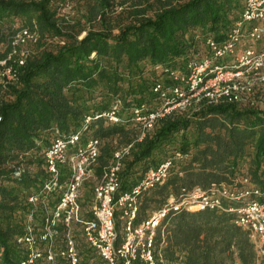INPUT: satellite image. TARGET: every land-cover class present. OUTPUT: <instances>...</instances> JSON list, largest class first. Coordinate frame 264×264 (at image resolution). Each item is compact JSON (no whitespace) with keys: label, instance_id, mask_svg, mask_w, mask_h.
<instances>
[{"label":"trees","instance_id":"obj_1","mask_svg":"<svg viewBox=\"0 0 264 264\" xmlns=\"http://www.w3.org/2000/svg\"><path fill=\"white\" fill-rule=\"evenodd\" d=\"M243 6L244 0H0V59L12 54L16 70L13 80L0 81V264H19L27 255L17 239L29 224L37 233L43 225L44 205L29 198L50 180L45 152L78 131L69 155L92 138L100 142L93 178L84 184L102 180L115 152L130 147L117 196L130 191L150 167L173 160L167 181L142 194L137 223L170 196L197 188H257L264 199V83L233 102L201 99L175 108L142 138L134 121L138 106L162 107L155 85H173L170 70L188 74L189 62L208 52L207 38L223 39ZM23 29L35 38L17 46ZM115 104L119 121L104 115ZM61 172L64 181L69 165ZM89 188L91 195L80 199V219L72 223L79 264H106L84 236L83 222L93 219L88 205L94 185ZM59 197L53 194L48 206ZM246 201L228 205L241 207ZM235 219L225 209L172 212L157 229L159 264H264ZM65 230L60 224L55 250L65 247ZM44 255L32 264H48ZM57 261L70 264L64 257Z\"/></svg>","mask_w":264,"mask_h":264},{"label":"built area","instance_id":"obj_2","mask_svg":"<svg viewBox=\"0 0 264 264\" xmlns=\"http://www.w3.org/2000/svg\"><path fill=\"white\" fill-rule=\"evenodd\" d=\"M35 38L27 29H23L14 44L20 46L28 39ZM264 41V0H244L239 19L228 34L220 40L208 37V52L199 60H191L189 73L179 74L170 70L173 85L157 83L155 92L164 98L159 109H150L142 104L134 111V121L142 127L140 138L146 130L153 127L155 121L170 113L175 108L189 106L195 100L206 99L209 103L222 101L233 102L239 94L252 91L258 84L264 83V48L259 43ZM25 52H21L20 64L24 63ZM12 62V63H11ZM12 54L0 59V81L13 80L16 70ZM118 105L110 112H105L111 120L119 121ZM1 119V116H0ZM81 131L57 139L45 152V161L50 180L44 183L38 195L29 201L41 202L45 207V217L40 231L33 230L31 224L17 239L27 249V255L19 264H32L44 258L48 264H60L58 257L68 259L70 264H79L80 253L73 235L72 223L80 219V190L84 182L92 176V166L100 153L99 140L92 138L75 154L69 155L70 145H76ZM129 146L117 150L114 160L104 171L102 180L94 190L91 206L93 219L83 222L86 241L103 258L106 264H159L155 253L157 229L172 212L182 210H227L236 214L235 222L249 232V236L259 256H264V199L257 188L237 191L235 187L222 184L205 190H196L181 194L180 198L170 196L166 203L154 209L150 215L137 223L142 194L164 184L169 175L173 160L168 159L158 166L145 171L140 181L127 192L117 196L120 187V169L123 157L129 153ZM68 164L70 173L61 179L62 165ZM59 200L54 206H48V200L55 194ZM246 199L241 207L229 206L228 201ZM117 211L123 220L122 242L119 241ZM66 227V244L55 250L54 243L58 227ZM46 245L45 249L39 247ZM160 261H163L160 259Z\"/></svg>","mask_w":264,"mask_h":264},{"label":"rangeland","instance_id":"obj_3","mask_svg":"<svg viewBox=\"0 0 264 264\" xmlns=\"http://www.w3.org/2000/svg\"><path fill=\"white\" fill-rule=\"evenodd\" d=\"M259 46H264V42L263 43L260 42L259 43ZM90 178L92 179L93 177H90ZM98 182H99V178H95V179L89 180L85 184H83V186L81 187V190H80V199L82 198L83 201H84V199L86 200L87 194H88V196L91 195V192H90V188L89 187L94 185V189H95V186L98 184ZM93 199H94V190L92 192V197H91V200H90V204L88 205V208H91L92 203H93ZM72 228H73L72 232L74 233V227H73V225H72ZM120 232H123L122 226H121ZM76 242H78V241H76ZM236 264H239V263L237 262Z\"/></svg>","mask_w":264,"mask_h":264}]
</instances>
